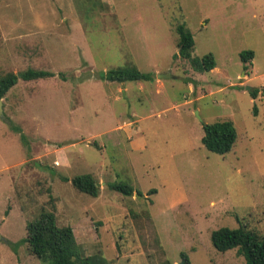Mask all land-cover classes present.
Returning <instances> with one entry per match:
<instances>
[{
  "label": "rangeland",
  "instance_id": "374dc122",
  "mask_svg": "<svg viewBox=\"0 0 264 264\" xmlns=\"http://www.w3.org/2000/svg\"><path fill=\"white\" fill-rule=\"evenodd\" d=\"M178 24L192 34V56H214L213 69L174 58ZM129 64L162 85L126 81L116 101L119 85L98 74ZM27 68L53 76L18 79L1 98L0 264H43L18 243L43 211L71 228L82 258L245 264L210 234L241 224L264 236V0H0V76ZM222 120L237 134L223 155L200 142L201 125ZM134 138L144 147L132 149ZM80 174L95 178L96 197L70 184Z\"/></svg>",
  "mask_w": 264,
  "mask_h": 264
},
{
  "label": "trees",
  "instance_id": "16d2710c",
  "mask_svg": "<svg viewBox=\"0 0 264 264\" xmlns=\"http://www.w3.org/2000/svg\"><path fill=\"white\" fill-rule=\"evenodd\" d=\"M177 34L176 47L178 52L174 58L180 57L189 62L192 69L202 73L213 69L215 65L214 56L211 53L201 57L192 56L194 41L191 32L184 24L175 27ZM252 50H242L239 53L240 61L245 65L253 59ZM53 76L52 72L27 68L17 73L7 72L0 76V99L13 87L18 79L24 81L42 79ZM99 79L109 82L126 81H151L152 73L142 72L134 64L108 69L98 74ZM187 82L194 83L187 79ZM258 89L249 91L252 99L257 96ZM252 113H256L253 105ZM15 132L20 128L11 124ZM202 136L200 142L204 148L212 153L225 154L229 152L235 141L236 131L230 120L204 123L201 125ZM70 184L79 192L96 197L98 194V183L91 174L74 175ZM108 187L124 196H131L134 188L123 182L108 183ZM148 194L156 193L155 189ZM136 193H139L136 191ZM26 236L18 243H25L34 257L43 264H106L99 255L82 258L78 253V246L69 226H57L52 212L43 211L38 217L28 221L25 226ZM212 246L219 252L236 248L237 252L244 258L245 264H264V236H258L253 231L239 225L237 228L220 227L210 234Z\"/></svg>",
  "mask_w": 264,
  "mask_h": 264
},
{
  "label": "crops",
  "instance_id": "0c3cea01",
  "mask_svg": "<svg viewBox=\"0 0 264 264\" xmlns=\"http://www.w3.org/2000/svg\"><path fill=\"white\" fill-rule=\"evenodd\" d=\"M138 69V68H137ZM139 70V69H138ZM42 79H44V78H42ZM42 79H40V80H42ZM101 81H104V80H101ZM105 82H108L109 84H112V83H116V82H109V81H105ZM137 82H139V85H138V87H139V89L140 90H145V89H147L148 88V86H150V84L151 83H153L154 84V86L156 87V88H159L161 85H162V83H160V82H162L161 80H159V79H157L156 78V80L155 81H151L150 83H148L149 81H137ZM145 82H147V86L145 87ZM125 82H121V83H116V84H118L119 86L118 87H116V89H115V91L114 92H112V95H113V98L116 100V101H120L121 99H122V97H121V94L120 93H122L124 96H125V93H126V91H128V87L127 86H125V84H124ZM90 84V83H89ZM119 90V97L118 96H116V90ZM104 90H105V88H104ZM131 116H133V115H131ZM134 117V116H133ZM136 121V120H135ZM134 121H132V122H124L123 124L125 125V127L123 128V129H125V133L127 134V137H129L128 139H130L131 137H132V135H134V134H136V131L134 130V128H133V126H132V123H133ZM122 125V124H121ZM120 125V126H121ZM120 126H117V128H119ZM116 128V129H117ZM131 147H132V149H136V150H139V149H141V148H143L144 147V142L142 141V140H137L136 138H134V140H133V142H131ZM157 193V192H156Z\"/></svg>",
  "mask_w": 264,
  "mask_h": 264
},
{
  "label": "water",
  "instance_id": "95a60500",
  "mask_svg": "<svg viewBox=\"0 0 264 264\" xmlns=\"http://www.w3.org/2000/svg\"><path fill=\"white\" fill-rule=\"evenodd\" d=\"M159 77H161V78H166V77H171V75H169L168 73H162V74H159V75H158V78H159ZM246 89H247L248 91H250V90H251V87L246 86ZM194 113H195V115L198 116L197 111H195ZM0 119H1L2 121H5L6 123L8 122V119L5 117L4 113L2 112L1 99H0Z\"/></svg>",
  "mask_w": 264,
  "mask_h": 264
},
{
  "label": "built area",
  "instance_id": "2783aa9c",
  "mask_svg": "<svg viewBox=\"0 0 264 264\" xmlns=\"http://www.w3.org/2000/svg\"><path fill=\"white\" fill-rule=\"evenodd\" d=\"M54 164H55V165H57V164H58V162H57V161H55V162H54Z\"/></svg>",
  "mask_w": 264,
  "mask_h": 264
}]
</instances>
